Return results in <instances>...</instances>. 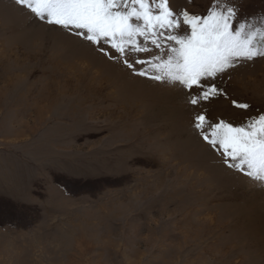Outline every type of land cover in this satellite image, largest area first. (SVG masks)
I'll list each match as a JSON object with an SVG mask.
<instances>
[{"label": "rangeland", "instance_id": "1", "mask_svg": "<svg viewBox=\"0 0 264 264\" xmlns=\"http://www.w3.org/2000/svg\"><path fill=\"white\" fill-rule=\"evenodd\" d=\"M213 2L169 6L206 15ZM233 6L241 21L264 14V0ZM213 82L223 94L191 105L195 86L134 75L0 0V264H264V184L193 127L264 113V58Z\"/></svg>", "mask_w": 264, "mask_h": 264}, {"label": "snow or ice", "instance_id": "2", "mask_svg": "<svg viewBox=\"0 0 264 264\" xmlns=\"http://www.w3.org/2000/svg\"><path fill=\"white\" fill-rule=\"evenodd\" d=\"M34 18L78 37L122 62L134 75L198 89L188 103L197 105L223 91L213 83L236 64L264 58V14L241 21L234 0H214L206 15L175 12L169 0H15ZM238 25V26H236ZM182 33V34H181ZM149 44L152 47H149ZM108 49L118 55L113 56ZM153 47L159 54L140 59ZM167 49V51H165ZM132 56L130 60L127 58ZM165 56L167 57L165 59ZM140 65L137 69L135 66ZM239 109L247 103L232 101ZM194 129L222 155L224 164L264 184V113L235 125L194 116Z\"/></svg>", "mask_w": 264, "mask_h": 264}]
</instances>
